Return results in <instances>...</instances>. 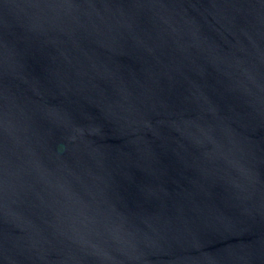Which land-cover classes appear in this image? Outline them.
<instances>
[{"label": "water", "instance_id": "obj_1", "mask_svg": "<svg viewBox=\"0 0 264 264\" xmlns=\"http://www.w3.org/2000/svg\"><path fill=\"white\" fill-rule=\"evenodd\" d=\"M0 264H264V0H0Z\"/></svg>", "mask_w": 264, "mask_h": 264}]
</instances>
